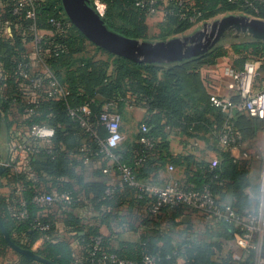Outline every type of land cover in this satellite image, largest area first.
<instances>
[{
  "label": "trees",
  "instance_id": "1",
  "mask_svg": "<svg viewBox=\"0 0 264 264\" xmlns=\"http://www.w3.org/2000/svg\"><path fill=\"white\" fill-rule=\"evenodd\" d=\"M1 1L5 10H9L12 0ZM88 1L96 13L95 2L104 5L100 18L107 29L143 42L167 41L197 24L204 25L233 13L264 20V0H157L153 6L149 0ZM8 17L4 14L2 18ZM51 19L69 26L59 31L50 24ZM30 24L23 21L24 28ZM34 24L43 35L44 64L69 94L65 98L41 101L24 119L25 98L13 80L6 82L7 100H0V134L3 130L10 140L9 132L19 122L23 127L37 124L54 130L50 148L35 149L25 170L19 173L7 170L0 176L11 188L8 196H0V221L10 240L22 249L31 250L41 239L35 253L52 264H118L111 257L124 264H146V258L153 259L154 264H178L179 259L182 264H254L253 251L244 252L238 259L226 251L224 242L235 240L238 234L234 225L213 221L202 225L194 218L196 212L182 203L152 214L150 209L156 198L147 194L145 187L175 181L183 191L209 189L218 201L229 204L238 214L255 207L258 184L251 179L249 162L235 161L218 144L216 135L224 127L226 116L210 105L209 96L207 100L201 97L199 90L204 85L196 71L215 65L231 53L237 69H242L250 58L259 60L261 66L256 79L262 83L264 42L227 34L200 56L172 64H140L116 57L87 41L67 19L60 0L40 2ZM92 47L94 52L90 50ZM23 51L19 35L13 33L6 39L0 36V63L6 70L23 60ZM98 52L105 57H98ZM188 77L196 81L189 90L186 89ZM13 99L16 101L12 102ZM109 101L116 104L120 114L131 105L145 110L136 140L112 149L116 160L111 165L106 166L110 157L102 154L91 157V161L100 159L103 169L117 175L118 180L113 183L108 181V173H103V169L88 173L79 157L70 156L77 154L83 145L95 154L99 142L67 116L69 108L86 104L89 123L98 139H104L107 132L97 118ZM19 116L22 120L16 123ZM233 124L244 143L264 129V121L246 115L234 116ZM142 127L147 129L144 134ZM142 135L151 139L150 149L140 143ZM171 136L184 140L185 152L179 155L171 152ZM197 140L203 141L206 150L218 158L215 169H209L204 151L193 149ZM139 159L143 161L138 163ZM119 165L131 169L136 185L119 180ZM169 165L180 172L178 179L172 180L167 175L163 178ZM108 189L110 194H106ZM41 192L69 193L71 203L56 202L43 215L34 202ZM85 206L96 214L91 224H85L83 218L74 214ZM37 222L48 225L49 229L39 231L34 227ZM58 222L66 236L58 235ZM102 228L107 234L101 232ZM129 233L138 234V238L129 240L126 238ZM73 243L80 248L78 254ZM9 253L15 259L8 260ZM0 261L44 264L15 253L1 230Z\"/></svg>",
  "mask_w": 264,
  "mask_h": 264
},
{
  "label": "built area",
  "instance_id": "2",
  "mask_svg": "<svg viewBox=\"0 0 264 264\" xmlns=\"http://www.w3.org/2000/svg\"><path fill=\"white\" fill-rule=\"evenodd\" d=\"M43 0H12L9 10H5L0 0V36H3L4 30L9 34H17L21 37L23 46V60L18 62L13 69L6 70L0 63V100L6 101L4 94L7 87V80H13L17 85V90L25 98V107L23 110L24 119L30 116L33 109L41 101L65 98L69 92L65 86L60 84L54 77L50 69L44 64V52L42 50L43 35L36 30L34 24L36 16V7ZM157 0H149V5L153 6ZM164 1V0H161ZM97 13L101 16L104 12V5L95 2ZM137 3V6H142ZM8 14V18H2ZM23 21H29L31 24L23 27ZM50 24L59 31H64L69 23L51 19ZM25 44H31L33 52L29 53L24 47ZM261 66V62L256 59L248 60L244 63L242 69L234 70L227 68L224 71L226 77L225 88L232 93L229 96L218 94L209 95L210 105L226 116V123L217 135L218 144L230 154L240 149L244 142L240 133L235 129L233 117L236 114H245L251 118H257L264 121V89L255 91L254 80ZM13 99L12 102H15ZM89 109L85 104L77 108H69L67 116L77 121L79 126L88 133L92 139L99 142L97 153H91L90 149L83 145L77 154L70 153L71 157H79L83 165L91 162L92 155L102 154L115 159L111 153L112 149L118 147L122 141L120 132L121 115L117 111L116 104L113 101L107 102L97 118L107 136L104 139H98L96 131L89 123ZM141 132H147L142 127ZM264 135V132H263ZM54 137V130L43 125L24 126L18 133L11 137L7 145V158L0 156V167L6 171H23L28 158L35 152L37 144L50 141ZM140 143L147 149L152 147L150 138L142 135ZM242 158L247 157L245 151L240 153ZM232 157V156H231ZM234 158V157H232ZM235 157L234 159H236ZM116 160V159H115ZM143 161L139 159L138 163ZM261 169L258 178L257 202L253 209L238 214L226 203L218 201L215 195L205 188L202 191H183L175 181H170L163 186H147L145 191L150 196L156 198V202L151 207L152 214L158 213L163 208L173 207L177 203L186 205L194 210L206 223L207 221L222 222L227 225H234L238 229L235 236V245L244 252L253 251L255 253L254 264H264V139L262 151L260 154ZM218 166V158L214 155L209 159V169H215ZM119 180L128 185H136L133 179L131 169L125 165L117 167ZM168 171H173L172 166L167 167ZM103 173H111L109 169H103ZM110 194V190L106 191ZM35 204L42 209V214L46 215L48 209L56 202L71 203L69 193L54 194L41 192L34 198ZM23 217V213L19 214ZM39 231L49 229L48 225L37 222L34 226ZM99 241V239H97ZM96 242V244L98 243ZM41 246V241L33 244L31 250L35 252ZM114 262L124 264L115 257H111ZM146 264H154L153 259L146 258Z\"/></svg>",
  "mask_w": 264,
  "mask_h": 264
},
{
  "label": "water",
  "instance_id": "3",
  "mask_svg": "<svg viewBox=\"0 0 264 264\" xmlns=\"http://www.w3.org/2000/svg\"><path fill=\"white\" fill-rule=\"evenodd\" d=\"M69 22L91 44L120 58L140 64H172L200 56L215 46L227 34L247 36L264 42V20L243 15H228L188 37H175L167 41L143 42L119 35L104 25L100 15L89 6L88 0H60ZM0 167V176L5 173ZM0 230L7 245L15 253L44 264H52L30 249L15 245L0 221Z\"/></svg>",
  "mask_w": 264,
  "mask_h": 264
},
{
  "label": "crops",
  "instance_id": "4",
  "mask_svg": "<svg viewBox=\"0 0 264 264\" xmlns=\"http://www.w3.org/2000/svg\"><path fill=\"white\" fill-rule=\"evenodd\" d=\"M11 36L12 34H9L5 32L4 30V34L2 36L4 39L11 37ZM24 47L27 49L29 53L33 52V47L31 44H25ZM251 59H254V58H250L248 60H251ZM233 60H234V56H232L230 53L227 57L219 59L215 65L203 66L197 69L196 72L198 74V77L200 78L203 85L206 88H208L209 94H218L222 96L232 95V93L225 88L226 77L224 75V71L227 68L238 70L233 65ZM257 76H258V72L255 76L254 86H253L255 91L264 89V82L260 83L259 79H256ZM144 114H145V110L143 108L137 107L134 105L126 107L125 110L120 114L121 115L120 132L122 135L123 142L121 141V143L118 146H120L124 142H133L136 140V137L139 131V123L143 119ZM236 115H245V114H236ZM21 120H22L21 116L17 117L16 123H18ZM126 124H128V126H126ZM21 128H23V126L21 125V122L18 123V126L14 125V128L12 129L13 131L9 132V137H10V134H11V137L16 135L18 131H20ZM8 140L9 139L7 135L3 137L0 134V156H2L3 158H7L8 156L7 155ZM183 141L184 140L181 139L179 136H171L170 150L174 155H179L186 151V149L183 147ZM49 142L50 141H45L40 144H37L36 149L38 150L40 148H50ZM246 143L247 142H245L244 145L240 149L233 151L230 154V156L234 158L237 157L236 159L233 158L235 161H248L249 162V166L251 169L250 171L251 179L254 183L257 184V181H258L257 178H259V173L261 169V162L259 161L260 159H257L259 158L257 154L255 153L253 154L248 151ZM195 148L200 152L204 151V153L207 154L208 157L210 156V158L214 156L212 152L206 150L203 141H200V140L194 141L193 149ZM187 149H190L189 145L187 146ZM243 151L247 153L246 158H242L240 155V153ZM112 162H113V159L110 158L106 166L111 165ZM83 166H84V170L87 171L88 173L103 169L102 161L100 159L93 160L90 163L83 165ZM25 169H26V165L23 170ZM166 172L167 173L163 176V178H165L166 175L169 176V178L172 180L178 179L180 177V172L174 167H173V171H168L166 168ZM106 175H108V181L111 183L116 182L118 180L117 175H115L113 172L108 173ZM0 183L3 184L2 186H0L2 187V189H0V192H3L2 194H0V196H5V197L8 196V194L11 191V188L5 185V181L3 179L0 180ZM164 183H165V180H164ZM74 214L76 216L83 218L85 224H91L92 223L91 218L96 216V214L92 213L88 208L86 209V206L75 210ZM57 218H58V221H60L59 219L61 217L59 214H57ZM194 218L199 220L202 225L206 224L202 221L201 217L197 213L195 214ZM56 227H57L58 235L66 236L63 230V225L60 222L57 223ZM101 232L104 235L107 234V231L104 228H102ZM126 238H128L131 241H135L138 238V234H135V233L126 234ZM40 241L42 242L41 239ZM224 244H225L226 251H230L233 254L234 258L238 259V258L243 257L244 251H242L235 245L234 240L231 242H224ZM73 248H74L75 253L78 254L80 250L79 246L73 243ZM6 263H7L6 261H0V264H6ZM178 264H182V259L178 260Z\"/></svg>",
  "mask_w": 264,
  "mask_h": 264
},
{
  "label": "rangeland",
  "instance_id": "5",
  "mask_svg": "<svg viewBox=\"0 0 264 264\" xmlns=\"http://www.w3.org/2000/svg\"><path fill=\"white\" fill-rule=\"evenodd\" d=\"M230 15H243V16H247V15H245V14H243V13H233V14H230ZM223 17H225V16H219V17H217V18H215V19H212V20H210V21H208L207 23H212L213 21H215V20H217V19H221V18H223ZM247 17H250V16H247ZM250 18H252V17H250ZM201 28H202V25L201 24H197V25H195L194 27H192V28H190L189 30H187V31H185L184 33H182V34H179V35H177V36H175V37H180V38H182V37H188V36H191V35H193L195 32H197V31H199V30H201ZM157 32V31H156ZM175 37H173V38H175ZM154 42H157V41H154ZM90 50L91 51H93L94 52V48L92 47V48H90ZM97 55H98V57H105L104 55H102L101 53H96ZM191 67H195V65H192ZM205 83V82H204ZM194 84H196V81H195V79L194 78H190V77H188L187 78V80H186V89H190L191 87H192V85H194ZM200 91V95H201V97H203L205 100H207V98H208V96L210 95L209 94V91H208V88H206L205 86H204V88L202 89V90H199ZM125 126V125H124ZM126 126H128V124H126ZM263 132H264V129H263V131L262 130H259V131H257L256 133H255V135L253 136V137H251L250 139H248L246 142V144H247V148H248V151L250 152V153H255V154H257L258 155V157L259 158H257V159H260V154H261V151H262V145H263V139H264V135H263ZM1 135L3 136V137H5V134H4V132H3V130L1 131ZM123 142V141H122ZM208 159H210V156L209 157H207ZM256 159V160H257ZM209 161V160H208ZM258 161V160H257ZM260 161V160H259ZM256 177V176H255ZM258 179V178H257ZM257 184H258V181H257ZM0 189H2V187H0ZM3 192H0V194H2ZM7 259L8 260H13V259H15V256L13 255V254H11V253H9L8 254V256H7Z\"/></svg>",
  "mask_w": 264,
  "mask_h": 264
}]
</instances>
